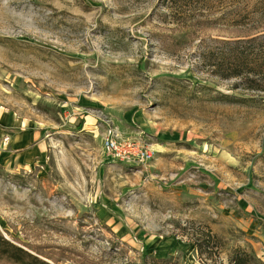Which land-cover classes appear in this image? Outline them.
<instances>
[{"label": "rangeland", "instance_id": "374dc122", "mask_svg": "<svg viewBox=\"0 0 264 264\" xmlns=\"http://www.w3.org/2000/svg\"><path fill=\"white\" fill-rule=\"evenodd\" d=\"M168 3L0 0V234L50 264H227L237 247L264 264V98L199 57L200 37L246 34L258 0ZM109 127L153 159H116ZM207 227L212 257L193 244Z\"/></svg>", "mask_w": 264, "mask_h": 264}, {"label": "trees", "instance_id": "16d2710c", "mask_svg": "<svg viewBox=\"0 0 264 264\" xmlns=\"http://www.w3.org/2000/svg\"><path fill=\"white\" fill-rule=\"evenodd\" d=\"M169 9L176 14L190 8L206 11L208 0H168ZM201 14V13H199ZM181 17V16H179ZM179 17L177 19H179ZM187 19V18H186ZM235 27L247 33L234 37L209 36L199 38V57L211 66V72L223 78L238 79V86L248 92L244 99L264 98V0L250 10L243 20H235ZM239 21V22H238ZM193 244L200 255L212 257L220 246L219 237L207 227L194 233ZM153 259V258H152ZM150 260L149 264H161ZM10 264H50L0 234V262ZM227 264H261L241 247L232 250Z\"/></svg>", "mask_w": 264, "mask_h": 264}, {"label": "built area", "instance_id": "2783aa9c", "mask_svg": "<svg viewBox=\"0 0 264 264\" xmlns=\"http://www.w3.org/2000/svg\"><path fill=\"white\" fill-rule=\"evenodd\" d=\"M103 148L116 159L134 166H145L154 157L153 148L140 137H122L112 128L104 132Z\"/></svg>", "mask_w": 264, "mask_h": 264}, {"label": "crops", "instance_id": "0c3cea01", "mask_svg": "<svg viewBox=\"0 0 264 264\" xmlns=\"http://www.w3.org/2000/svg\"><path fill=\"white\" fill-rule=\"evenodd\" d=\"M5 127H8L7 129V131H3L2 129H0V132H2V135H1V137L2 138H5V137H7L8 136V138H10V135H15V133L14 132H12L13 131V128H15V126H5Z\"/></svg>", "mask_w": 264, "mask_h": 264}, {"label": "bare ground", "instance_id": "6f19581e", "mask_svg": "<svg viewBox=\"0 0 264 264\" xmlns=\"http://www.w3.org/2000/svg\"><path fill=\"white\" fill-rule=\"evenodd\" d=\"M12 117H13V120H15L18 116L15 113H13Z\"/></svg>", "mask_w": 264, "mask_h": 264}]
</instances>
